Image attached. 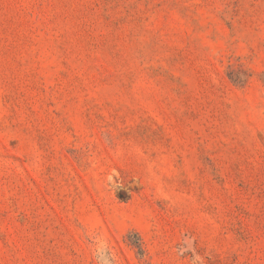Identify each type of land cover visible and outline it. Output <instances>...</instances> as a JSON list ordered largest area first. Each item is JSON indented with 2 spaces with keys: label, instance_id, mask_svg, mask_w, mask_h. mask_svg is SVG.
I'll return each mask as SVG.
<instances>
[{
  "label": "rangeland",
  "instance_id": "obj_1",
  "mask_svg": "<svg viewBox=\"0 0 264 264\" xmlns=\"http://www.w3.org/2000/svg\"><path fill=\"white\" fill-rule=\"evenodd\" d=\"M0 264H264V0H0Z\"/></svg>",
  "mask_w": 264,
  "mask_h": 264
},
{
  "label": "clouds",
  "instance_id": "obj_2",
  "mask_svg": "<svg viewBox=\"0 0 264 264\" xmlns=\"http://www.w3.org/2000/svg\"><path fill=\"white\" fill-rule=\"evenodd\" d=\"M102 254V253H101Z\"/></svg>",
  "mask_w": 264,
  "mask_h": 264
}]
</instances>
